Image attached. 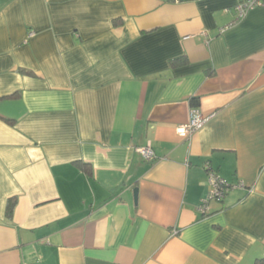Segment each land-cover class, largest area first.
Here are the masks:
<instances>
[{
  "label": "crops",
  "instance_id": "crops-1",
  "mask_svg": "<svg viewBox=\"0 0 264 264\" xmlns=\"http://www.w3.org/2000/svg\"><path fill=\"white\" fill-rule=\"evenodd\" d=\"M241 1L0 0V264L264 257V5ZM210 172L242 186L204 211Z\"/></svg>",
  "mask_w": 264,
  "mask_h": 264
},
{
  "label": "built area",
  "instance_id": "built-area-1",
  "mask_svg": "<svg viewBox=\"0 0 264 264\" xmlns=\"http://www.w3.org/2000/svg\"><path fill=\"white\" fill-rule=\"evenodd\" d=\"M264 5L263 0H243L236 6V11L238 14V18L245 17L249 11L261 7ZM207 122V119L198 113L195 108H192L190 120L186 125L179 126L177 128V133L180 137L189 138L194 132L201 129L203 125ZM142 156L151 161L154 159V151L151 146L142 147L139 149ZM209 182L212 187V192L210 196L204 201L201 206L202 209L207 210L208 204L210 201H219L222 200L231 190L242 186L239 184L237 186H233L220 179L214 173L210 172Z\"/></svg>",
  "mask_w": 264,
  "mask_h": 264
},
{
  "label": "trees",
  "instance_id": "trees-1",
  "mask_svg": "<svg viewBox=\"0 0 264 264\" xmlns=\"http://www.w3.org/2000/svg\"><path fill=\"white\" fill-rule=\"evenodd\" d=\"M119 23H121V21H117V24H119ZM184 61H185V57L180 58L179 60H174L172 65L177 66V65H180ZM20 72L27 74V75L33 74L31 71L23 70V69H21ZM16 96L17 95L12 96V97H16ZM191 105H192V107H198L199 106V98H197V97L192 98L191 99ZM5 120L7 123L14 124V120H10V119H5ZM16 204H17V200L15 198H12L9 200L8 205H7V216H8V218L13 217ZM254 264H264V257L256 259Z\"/></svg>",
  "mask_w": 264,
  "mask_h": 264
},
{
  "label": "water",
  "instance_id": "water-1",
  "mask_svg": "<svg viewBox=\"0 0 264 264\" xmlns=\"http://www.w3.org/2000/svg\"><path fill=\"white\" fill-rule=\"evenodd\" d=\"M137 199V191L135 190V200Z\"/></svg>",
  "mask_w": 264,
  "mask_h": 264
}]
</instances>
